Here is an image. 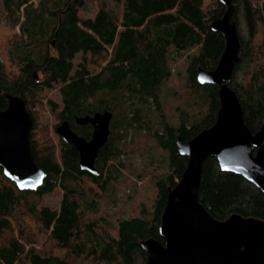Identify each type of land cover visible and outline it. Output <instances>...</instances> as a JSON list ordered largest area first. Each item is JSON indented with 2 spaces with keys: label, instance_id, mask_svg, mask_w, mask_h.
<instances>
[{
  "label": "trees",
  "instance_id": "trees-1",
  "mask_svg": "<svg viewBox=\"0 0 264 264\" xmlns=\"http://www.w3.org/2000/svg\"><path fill=\"white\" fill-rule=\"evenodd\" d=\"M233 5L241 53L229 86L255 135L264 121V0ZM226 10L220 0H0V111L6 94L25 100L31 150L47 174L36 192H21L0 167V264H147L142 243L165 244L160 226L167 198L188 165L177 142L212 128L221 107L219 87L201 84L198 74L215 71L223 55L225 37L211 25ZM79 54L85 58L76 65ZM186 55L191 104L177 108L179 124L172 125L161 91L172 78L171 62ZM54 90L61 103L43 96ZM45 101L57 123L68 122L87 140L92 129L79 127L77 117L113 115L95 164L99 176L81 170L79 153L61 137L58 147L52 141L38 115ZM198 103L205 112L192 114ZM136 133H147L167 154L168 171L161 174L160 167L154 175L150 210L114 224L98 215L101 199L125 167L121 145ZM54 193H61L59 206L44 205ZM199 199L217 220L238 214L264 221V194L222 172L215 158L204 163Z\"/></svg>",
  "mask_w": 264,
  "mask_h": 264
},
{
  "label": "water",
  "instance_id": "water-1",
  "mask_svg": "<svg viewBox=\"0 0 264 264\" xmlns=\"http://www.w3.org/2000/svg\"><path fill=\"white\" fill-rule=\"evenodd\" d=\"M233 1L220 0L227 10L211 25L226 40L218 66L215 71L198 74L201 84L219 87L221 107L217 120L212 128L188 143L181 139L177 142L188 165L167 198L160 226L165 244L150 239L141 245L147 264H264V221L238 214L226 221L217 220L199 199L208 158L217 159L222 172L243 177L264 194V121L254 135L244 121L239 97L229 86L241 53ZM5 97L7 108L0 111V167L19 191L36 192L44 185L47 174L35 162L31 150L33 119L23 98L9 94ZM112 118L108 111L76 118L77 125H92L91 140L78 136L68 122L56 128L61 139L79 153L83 172L100 175L95 164L108 142Z\"/></svg>",
  "mask_w": 264,
  "mask_h": 264
},
{
  "label": "rangeland",
  "instance_id": "rangeland-1",
  "mask_svg": "<svg viewBox=\"0 0 264 264\" xmlns=\"http://www.w3.org/2000/svg\"><path fill=\"white\" fill-rule=\"evenodd\" d=\"M95 11L92 9L91 12ZM93 15L95 13H92ZM4 33V32H3ZM85 55L79 54L75 59L78 65L84 61ZM90 62L91 56L87 55ZM187 66L188 56L175 58L171 62L172 78L163 85L162 105L168 121L172 125L179 124V112L177 108L189 109L187 105L191 104L190 92L187 89ZM40 79L44 76L40 73ZM43 96L61 103V95L58 90L45 91ZM46 99V98H45ZM197 107L189 110L192 114L196 111L205 112L204 105L198 103ZM47 105L46 101L44 106ZM40 108L38 114L43 122L50 127L51 139L56 146L59 145L60 136L55 132L57 123L55 116L46 109ZM120 160L124 164L119 178L114 181L111 189L103 195L100 204L99 216L106 217L112 223L117 224L124 219H130L139 216L144 208L150 210L155 199V173L162 167L161 174L167 173V154L159 148L153 138L147 133L132 135L130 140L125 141L120 147ZM61 193H54L43 200V204L52 208H57L61 202Z\"/></svg>",
  "mask_w": 264,
  "mask_h": 264
},
{
  "label": "flooded vegetation",
  "instance_id": "flooded-vegetation-1",
  "mask_svg": "<svg viewBox=\"0 0 264 264\" xmlns=\"http://www.w3.org/2000/svg\"><path fill=\"white\" fill-rule=\"evenodd\" d=\"M93 116V115H92ZM79 127H87V126H90V128L92 129V134H93V131H94V128L92 127V125H90V124H87V125H84V126H80V125H78ZM91 138H92V135H91V137H90V139H88V140H91ZM87 140V139H86Z\"/></svg>",
  "mask_w": 264,
  "mask_h": 264
}]
</instances>
